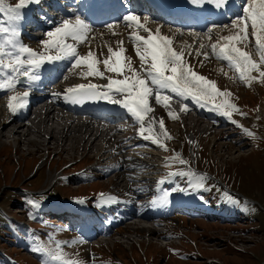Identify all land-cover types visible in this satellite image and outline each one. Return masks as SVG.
<instances>
[{
  "label": "rangeland",
  "instance_id": "374dc122",
  "mask_svg": "<svg viewBox=\"0 0 264 264\" xmlns=\"http://www.w3.org/2000/svg\"><path fill=\"white\" fill-rule=\"evenodd\" d=\"M44 1L47 2L48 0ZM7 2L8 4L17 3L18 0H6V3ZM38 14L39 13H35V16ZM77 15L82 16L80 14ZM77 15L71 18L74 20V17ZM43 19L44 18H40L38 22L41 23ZM107 22L113 23L121 21L120 18H118L116 20L109 19ZM42 31V29L33 31L34 33H39V38L33 41L29 39V42L37 43L43 40ZM222 32L225 35H229L230 29L226 30L224 28ZM215 38V35L211 36V39H208L207 45L210 46L214 43ZM179 39V41L183 43L186 42V38ZM201 44L202 43L198 42L194 49L189 48L191 61L196 63L201 69H204L203 74H207L210 80H213L214 77H218V79H220L218 80L219 86L230 92L229 97L235 99V95L240 94L237 95L234 103L238 105L240 110L244 113L240 112L236 106V109L232 110V112L239 118L235 116L237 122L228 125L222 121L223 117L221 118V116L214 117L215 119L212 117L199 116L195 109H191V111L187 112V115H184V111L180 112L178 110L179 108L172 107L171 110L175 118H170L168 115L169 109H166L161 104H156L155 99L153 101V105L155 106L154 109L155 112H164V116L166 117L164 122L166 123L167 129L170 131L166 140L176 148H178L180 141L185 143L183 136H188L189 140V134L192 133V131L193 134L196 135V139L192 141L193 145L197 143L201 144L196 147V159L192 160L190 149L187 146L183 148L182 152L186 159L190 160L200 169H210L219 179V181H217L214 178H209L203 182V198L204 200L210 201V208L215 212H220L221 215L229 214V216H231L235 214L238 216V219L245 222L244 225L239 224L237 227L243 228L244 230H258L264 235V140H257L256 144L254 143V129H257L264 137V118H261L264 117V88H259L258 90V87L264 84V80H255L256 84L250 83L246 85L245 82L239 79L237 74L228 77L224 74L225 72L222 70L220 71L219 68H215L212 65L217 62L216 60L213 61V57L202 60V57L197 55V49H201ZM241 45L244 47L243 44ZM247 48L252 50V54L258 60L259 57L255 52V48L251 44H249ZM203 52L211 53L210 47H206V50ZM68 68L69 64L66 65V70ZM72 70V68H69V71H65L62 77L65 78V82L62 83L63 85H65L67 81L77 79L78 74L76 70ZM251 75L259 76L255 71H253ZM203 76L207 77L206 75ZM62 78L58 82H60ZM104 79H106V77L103 78V80ZM251 85L254 88L247 87ZM254 89H256L258 93L254 91ZM8 96L7 93L3 94L0 100H6ZM211 100L212 99H210V101ZM215 101L218 104L220 99L217 100L215 97ZM35 107L37 108V105ZM208 109H211V107ZM35 110L30 112V118L35 114ZM255 113V116H250ZM36 115L38 116L39 113L35 114L34 118L37 117ZM53 117L55 116L52 115L50 120L48 117V122H45V125H42L39 129H34L30 126L19 128V123L7 127L5 125L4 127L2 125L0 126V155L3 154L0 157V161L4 169V175L0 174V206L7 208L10 213L16 214V216L20 218L19 221L17 219L12 221L0 211V264H38L28 255L36 257L37 261H43L44 264H49V262L50 264H58L59 260L54 257L60 255L63 257V260H74L73 257H70L74 253L79 254L81 257L86 255L89 256L84 259L85 264H114L113 251L117 252L119 255L118 257L123 260L124 264H135L136 262H138V264H143L146 261H148V264H157L161 260H166L168 263L171 262L172 264H218L215 261L207 262L210 255L214 253L223 262L231 264H257L264 258V237L257 233L245 240L246 246L248 247L257 243L251 248L250 252L244 253L243 251H236L230 248H225L223 251H219L217 248L208 251L199 247L202 257L198 256L194 248L195 246L185 238H182L181 245L172 244L169 245L167 249H162V247L157 246L156 243H149V245L144 243L140 238L145 234L149 233L152 239L154 234H156L155 227H151L154 229V232L146 231V224H148L146 218L148 216L143 213L146 210L144 203L145 192L143 189L150 190L149 188L151 187L149 186V181H146L148 178L144 169L151 165L148 163H140L141 165H138V162L135 161L141 160V158L145 161H150L151 159L155 160V154L159 153L161 150L154 146H152L151 149L145 148L148 143L144 141H137L139 145L135 143L136 146H134L133 143L136 141V138L133 136L134 127L127 124L128 121L123 120L119 122L117 127L114 126V131L111 132V134L110 132L107 133V135L105 134L106 131L94 128H91L85 133L83 131H77L76 133L75 131H73L74 133L72 131L68 132V129L66 132L60 134L59 130L61 131V128L67 125H63L65 123L63 118L60 120L57 118L55 120ZM259 118L261 119L259 120ZM258 120L259 123L263 125H259ZM32 121L33 124L36 123L33 118ZM1 122L2 120H0V123ZM122 125L130 126L132 129H128L127 132L124 129L119 131L118 129H122ZM260 127H262V130H259ZM9 129H14L16 131V134L12 135L16 136L15 138L10 137ZM242 131L244 133H242ZM3 132L6 133L1 135ZM249 133H251V135ZM247 134L251 139H246ZM259 138L261 137L259 136ZM101 141H103V143ZM192 142L189 140V143ZM248 142L250 143L248 144ZM113 143H116L118 147H114V151L111 149L110 151L107 150L113 146ZM46 145L52 147V151L54 152L52 163H60L58 167L68 163L70 160L82 157L83 159H89V162L95 161L96 168L92 170L88 169L87 171L89 172L84 171L77 176L70 177L71 185L69 184V180L65 178L59 177L55 179V183H52L46 192L37 194V196H40L39 200H37L39 209L42 208L43 204L40 202L41 200L65 202L69 201L75 195L91 197L90 199L94 202L92 203L90 201L91 205L94 206L96 204V206H98L100 203L97 195L101 194L100 192L104 187L105 190L114 193L115 196L122 201L119 204L120 206L125 204L123 200L126 199L130 201L132 206L141 209L137 214H133L132 212L128 214L138 216H135V218L130 217L128 218L129 220L126 218L122 223H113L109 232V234H113V236L104 239V242L101 241L103 238L99 235L96 238L91 237L89 239L90 243H88L82 239L84 236L82 237L80 233V229H82L83 226L75 224L64 226L57 222L61 221L63 218L65 214L64 211L57 214L52 213V209H49V207L52 208L54 206L49 202L45 208L47 210L43 211L35 210V208L29 206V199L31 196L21 191L23 187L37 190L45 184L46 175V181L48 182L54 176V171L47 174L48 168L45 166L37 169V172L34 173L33 176L24 181L31 173L32 166H36L37 161H34V157L39 159V156H41L39 151L43 150ZM7 146H14V152H11L9 149L10 147L8 148ZM103 149L106 151H104L105 153ZM143 149H147L146 151L148 152L145 153ZM137 153L141 157L136 159L135 156ZM12 154L15 155V160L21 161L22 158H25V163H21V166H24L22 168L23 170L17 171L14 180H11L12 173L15 169V161L11 159ZM106 155L111 156L110 158H106ZM58 156H60L61 159L56 158ZM148 158L150 159L148 160ZM113 159H117L118 162H114ZM122 159L125 160L123 161ZM132 160L134 161L132 162ZM48 161V157L41 159L39 166ZM88 161H86V163ZM54 166L55 164L49 166L51 168L50 170H53ZM181 180L182 178L175 185L172 184L170 188L179 185ZM83 181L91 182L88 185H80ZM192 181L193 180L190 179V182ZM223 183L228 185L229 190L239 189L242 193H229L226 191ZM19 184L23 187H18ZM145 184L147 186H145ZM181 190H184L181 194V199L189 197L195 191L192 188L186 189L182 184L178 188H172L173 194H178ZM226 194L228 198L225 197ZM92 197L97 198L93 199ZM116 204H118V202ZM23 205L25 206L24 209L27 211L23 209ZM11 208L14 211L17 210L18 213H13ZM116 208H118L117 205L112 207L111 213L108 208L104 207L102 208V212L97 213V215L106 221L111 218L110 216L118 218V216L112 215L114 212L113 210ZM24 211L26 212V217L30 221L28 226H24L26 223L25 215H23ZM114 214L117 213L114 212ZM174 217L179 219L180 225L183 224L189 228L186 232L193 241H196L199 236L197 233L191 231L195 226L202 228L205 232H208L211 227L216 228L219 226V221L216 219L208 221V219L195 218L188 223L187 216L182 213L174 215ZM50 218L54 221L52 222ZM122 218L123 216L118 219ZM148 222H150V220H148ZM228 223L229 222H226L229 226ZM229 227H232V225L230 224ZM66 228L73 231L74 234L72 232L70 233ZM74 239L79 241L78 245H80L81 248L78 247ZM136 240H140V244L144 247V255L140 251V248L134 243ZM133 243L135 245L132 246L131 252H129L128 246ZM35 244L44 249L43 255H37V253L33 251V245ZM91 244L96 245L92 246ZM29 247L30 249L28 250ZM94 255L98 261H101L100 263H94L92 261L90 256ZM144 256L146 257V261ZM191 257L193 259H191ZM201 258H206V260Z\"/></svg>",
  "mask_w": 264,
  "mask_h": 264
},
{
  "label": "snow or ice",
  "instance_id": "6c2138e0",
  "mask_svg": "<svg viewBox=\"0 0 264 264\" xmlns=\"http://www.w3.org/2000/svg\"><path fill=\"white\" fill-rule=\"evenodd\" d=\"M39 2L40 0H18L15 5H11L7 4L6 0H0V11H7L10 14L9 18L16 22L10 35L7 34V28H0V32L5 33L0 38V77H2L0 90L14 91L22 82L30 86L41 79L40 72L45 65L71 58L72 68L82 69V77L103 79L106 71L122 78L108 76V82L104 85L82 83L71 86L65 90V98L73 103H81L85 100L105 101L123 108L138 122L139 134L160 147H166L161 141V134L167 137L168 133L162 118L157 120L155 116H149V113L154 111L149 103L151 97H154L156 104H162L169 109L170 118H175L171 110L173 96L168 92L182 99L190 98L195 103L207 102L216 96L230 95L226 90L222 92L215 81L196 72L184 59V50H177L172 46L170 37L161 34L159 28L153 34L145 23H141L140 18L132 13L125 15L123 21L130 28L135 26L129 39L139 58V70L133 67L132 57L125 55L127 50L123 47L122 41L118 42L116 48L108 46L107 55L102 52L97 54L91 49L86 54H82L78 50V45L88 42V33L92 29L86 19L79 15L74 20H63L57 27L48 31L45 34L46 38L40 42L41 46L33 49L18 38L19 22L24 18L21 10ZM191 3L213 4L218 9H226L232 0H191ZM243 13L232 20L231 28L236 31L223 36L217 34L215 43L210 46L200 45L201 49L210 47L211 53L201 52L198 49L197 55H203L207 59L211 54L217 59L226 61L239 79L247 85L253 80H264V0H249V3L243 7ZM144 20L147 21L148 18L145 17ZM113 27L112 24L107 25L109 29ZM216 27L218 26H213ZM222 27L229 28V25ZM213 28L204 35H209ZM140 29H143L147 35H141ZM70 40L72 43H69ZM241 44L244 48L239 46ZM249 44L255 48L258 60L253 59L252 54L245 50ZM100 64H103L104 71L100 69ZM253 71L259 76H252ZM28 95L29 92L25 91L22 94L9 96L7 104L9 110L15 113L24 107ZM220 108L224 109L220 114L231 119L230 110H235L236 106L228 100H223L221 104H213V110ZM186 110L187 105L182 103L180 111ZM156 124L159 125L158 130ZM181 163L187 162L181 160ZM174 174L169 173V175ZM204 179L203 176L198 177L195 186L203 187ZM33 251H44V249L37 247ZM64 264H82V262L67 259Z\"/></svg>",
  "mask_w": 264,
  "mask_h": 264
},
{
  "label": "bare ground",
  "instance_id": "6f19581e",
  "mask_svg": "<svg viewBox=\"0 0 264 264\" xmlns=\"http://www.w3.org/2000/svg\"><path fill=\"white\" fill-rule=\"evenodd\" d=\"M77 1H82V0H77ZM39 3H41V0H40ZM39 3L31 4L26 9H22L21 11L23 13V17L24 18L19 22L20 35H19L18 38L24 44L31 46L33 49H37V48H39L41 46L40 45V42L41 41H38L36 44L35 43H31L30 44L28 42L29 41L28 39H30L31 41H33L32 39L36 40V38L39 37V35L37 33L36 34L35 33H32L33 31H35L37 28H42V30L44 32V35H45L48 31L52 30L53 28L57 27L60 24V21H58L57 18H56L57 16H55L53 13L45 14V11H43V10H39V13L44 15L45 24L44 25L43 24H38L36 22V18H33L32 17V14L34 13L35 10H37L35 4L38 5ZM248 3H249V0H248L247 3H245V4L243 3L244 4L243 7L246 6ZM63 4H65V3L63 2ZM63 4H61V2H56V0H49V3H47V5H48V8L47 9L54 7L57 10V14H61V15H64V17H66L67 14H68V11L72 12L74 10V7H72V8L71 7H64ZM75 6H77L76 9H78L79 6H80V2L79 3H76ZM243 7H242V10L241 11H238V12H236V11L234 12L235 9L234 10H231L234 13L231 14V16H230L231 21H229V23H226V24H222V23H209V25H207L205 31L202 34H200L198 32V30L196 32V30H195L196 24L191 19H187V20L175 22L174 24L170 23V21L168 19H166L169 24H171L173 26H176V27L173 28V27H168V25H164V24H160V25L159 24H155L154 25V20H159V18L158 17H154V16L149 17L147 15H145V16H140V14L138 15L137 12L142 13L141 12L142 11L141 8L134 9V11H135V15H137L140 18V22L141 23H145V26L148 29H150L153 32V34H155L156 29L159 28L161 34L170 37V39L172 41V46L175 49H177V50H180L181 48H178L177 47V45L175 43V39H173L175 33H176V37L186 38L187 39V42H188V39L189 38H192L191 41H190V45H188V50H189V48H190L193 40H195V43H198V40H201V42H203V44H206V42H204V39H206V38L214 35L215 34V32H214L215 29H217V31H216V37L217 38H218V35L217 34L223 36V32H222L223 27L222 26H224V25H229V28H227L228 30L229 29H233L232 32L236 31V29L231 28V23H232V20L236 19L238 15H243L244 14L243 13ZM123 10H125V9H123ZM136 10H137V12H136ZM125 12H127V11H125ZM125 15L126 14H124V16ZM9 16H10V14L7 11H1V13H0V28H7L8 29V33H7L8 35L11 34L12 29L16 25V22L12 21L9 18ZM111 16L108 15L104 19H103V17L102 18H99V17L98 18H93L92 15H88V16L85 17L86 18V22L88 24H90V26H91V29H92L91 32H95V34H99L100 36L105 37V39L99 40V39H96L95 37H92V39H89L88 38V42L78 45V50L82 54H86L87 51L89 49H91L94 52H96L97 54H99V53L102 52L105 55H107V48H108V46H111L113 48H116L118 42L122 41L123 42V47L127 50L126 53H125V55H128V56H131L132 57L133 67H135V68H137L139 70V68L136 67V64L137 63L140 64L139 58L136 56L133 43L129 39V35H130L129 33H131L134 30V27L135 26L133 25V27L130 28V27H126L125 26V22H119V23H115V22L112 23V22H110L109 24L114 25V27L112 29H109V28L106 27L105 28V32H102L101 30H99L100 28H98V26L104 25L105 20L108 19V18H110ZM40 17H42V16H40ZM123 17H122L121 20H123ZM145 17L148 18L147 21L144 20ZM37 18H39V17H37ZM74 19H75V17H74ZM214 25H216L218 27L213 28ZM210 28H213V31L209 35H204L205 33L208 32V30ZM139 31H140V34L141 35H146V34H144L143 29H140ZM91 32L88 33V36L91 34ZM109 33L111 34V37L106 36V35H109ZM4 35H5V33L0 32V38H2ZM45 38H46V36H45ZM69 43H72V41L70 40ZM203 51L204 50H202L201 52H203ZM246 51H248V50H246ZM184 53H185L184 59L189 64H191V59H190L191 55H189V53H187V52H184ZM199 56H201L203 59H205L203 57V55H199ZM100 58L103 59V57H100ZM208 59H210V55H209ZM253 59H254V56H253ZM213 60H216L217 62H215L212 65L215 68L218 67V68L222 69L225 73H227V76L228 77H231L233 75V73L235 72L234 69L231 68L228 63L225 64L226 61H222L220 59H217L215 56H213ZM66 62H71V58L69 60L58 61L55 64L45 65L44 66V69H42L41 72H40L41 79L39 81L33 83L30 86L23 83V86H24L23 88H25L24 92L25 91L29 92V95L27 97V100H26V103H25V107H24V109L22 110V112L20 114H18V112H15V113L11 112L9 110V108L7 107V105H6V107L2 108V106L0 104V120H2V122L0 123V126L1 125L3 127H4V125L6 127L7 126H11V125L13 126V124H15L14 122H16V121H19L20 123H23L26 120V118H27V116L29 114V111H30V110H27V108H29L31 105L32 106L35 105L36 102L39 103L41 100L45 99V102H43V105L40 106V108H39V110L37 112V113H39V115L38 116L36 115L37 117L34 120L36 123H34V124L32 123L31 125H28L29 123H31V122H29L26 125V123H27V120H26L25 123H23L22 125H19L18 126L19 128L26 125V126L33 127L34 129H39L42 125L44 126L45 125L44 123L45 122L47 123L48 122V119L50 120V118L53 115V116H55V117H53V119H55V120L57 118H59V120L63 118V121L65 122L63 125H67V126L62 127L61 128V131L59 130V133L60 134L63 133V132H66L68 129H69L68 132L75 131V133H76L77 131H83L85 133L86 131H89L91 129V127L92 128L93 127L94 128L96 127L97 129H102V130L106 131L105 134H107L109 131L113 132L115 128H113V129L110 128V127L107 128L100 121H96V120H101V119L102 120H105L107 117L113 116L112 113L109 112L110 110L105 109L106 111L103 112L101 110L95 109L94 112H92V114H88V118L82 117L83 113H81V114H74V112H68L67 111V113H69V117H67L68 115L65 116L66 111L61 110L60 107H59V103H58V101L61 99L60 93L61 92H64L65 89H66V87H65V89H62L64 86L61 87V85H55L52 89H46V87H45L46 86L45 85L46 83L48 84V83H50L52 81H55L58 77L60 78V76H62L63 72L66 71L65 70V63ZM99 67H100V69L102 71L104 70L103 64H100ZM193 68L197 72V70L195 69L194 66H193ZM72 69H76V68H72ZM80 70L82 71V69H80ZM81 71L79 72V79L76 80V81H74V82L72 81V84L77 85V84H82V83H96L98 85H104V84H106L108 82L107 79L106 80L105 79L102 80L100 77H98V78H94V77H82L81 76ZM67 75H68V73H67ZM108 76H113L114 78H122V77H116V75L113 74V73H110ZM0 79H2V77H0ZM218 88H219V86H218ZM165 91H167V90H165ZM221 91L223 92L225 90H221ZM15 93H18V91H14L10 96L14 95ZM168 94L173 96V101L171 102V107L172 106H175V107L181 108V104L182 103L185 104V105H187V106H190L192 103H195L190 98L182 99L180 97H176L174 93L168 92ZM223 100H228L229 101L228 96H223V99L221 100V102ZM149 103L151 105V99H149ZM7 104H8V101H7ZM196 104H197L196 106L198 107V110L199 111H202L203 109L207 108V102L196 103ZM210 106H212V108H213V104L212 105L210 104ZM152 108L154 109L153 106H152ZM174 109H176V108H174ZM220 110L221 111H224L223 108H220ZM80 112H82V111L80 110ZM212 112H217V111L212 110ZM149 116L150 117L151 116H155L157 120H159L161 118L163 119V117L161 116L160 112H155V109H154V111L152 113H149ZM34 117H35V115H34ZM226 118H228V117H226ZM29 119H30V117H29ZM116 119H118V118H116ZM231 119L233 120L235 118L231 115ZM235 122H237V121H235ZM56 123H59V122H56ZM36 124H37V126H36ZM61 124H62V122H61ZM58 125H60V124H58ZM156 128H157V130L159 129V125L158 124H156ZM120 129L121 128H119L118 130L120 131ZM165 129L168 132V129H167L166 125H165ZM9 130H10V133H9L10 136L15 138L16 136H12V135H15L16 134V131L14 129H9ZM104 131H102V132H104ZM93 132H95V131H93ZM164 138L165 137L163 136V134H161V140H163ZM101 142L103 143V141H101ZM152 145H156V144L155 143H152ZM147 146H148V144H147ZM146 150L147 149L144 150L145 153L148 152ZM109 151H110V149H109ZM135 158H136V156H135ZM133 161L134 160H132V162ZM113 200H115V198L110 197L109 194H104L100 198L101 204L104 205V207H110V206H112ZM67 207H69V208L71 207V208L77 209V211H81L82 213H84V211H85V209L82 208L81 206L77 205V203L70 202L69 204H67ZM123 217H124V215H123ZM127 217L129 218V217H132V216H127ZM85 231H86V233L84 235L87 236L88 234H90V233H87V232H89V229L87 228V226L84 227V232ZM106 238L107 237L104 234L102 240H104ZM88 240L89 239H87L86 242H88Z\"/></svg>",
  "mask_w": 264,
  "mask_h": 264
}]
</instances>
